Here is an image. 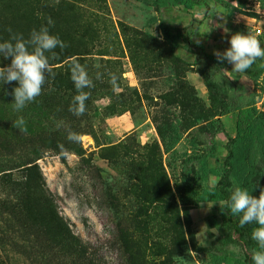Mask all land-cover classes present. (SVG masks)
Wrapping results in <instances>:
<instances>
[{
	"label": "rangeland",
	"instance_id": "rangeland-1",
	"mask_svg": "<svg viewBox=\"0 0 264 264\" xmlns=\"http://www.w3.org/2000/svg\"><path fill=\"white\" fill-rule=\"evenodd\" d=\"M197 6L185 11L154 10L150 0H0V42L9 39L8 28L27 38L43 24L67 45L55 49V58L46 53L55 75L22 110L14 109L11 94L18 82L0 83V264H127L122 237L136 264H208L221 251L227 253L221 264L239 258L237 247L217 249L206 233L203 218L216 214L219 202L183 210L178 201L181 161L204 149L189 121L214 106L198 72L202 62L180 39L166 45L159 24L173 33L198 21L188 37L213 54L229 47L233 26L246 21L227 16L221 6ZM74 58L95 85L84 89L90 97L79 117L69 111L77 94L69 70ZM219 63L256 92L255 105L264 110L260 79L253 83L227 61ZM8 64L10 58L0 56V67ZM110 73L118 77L117 87ZM21 117L26 131L13 127ZM59 121L65 126L57 128ZM220 121L232 134L231 115ZM68 128L78 142L66 138ZM210 142L221 161L224 134ZM183 212L194 246L182 234Z\"/></svg>",
	"mask_w": 264,
	"mask_h": 264
},
{
	"label": "trees",
	"instance_id": "trees-1",
	"mask_svg": "<svg viewBox=\"0 0 264 264\" xmlns=\"http://www.w3.org/2000/svg\"><path fill=\"white\" fill-rule=\"evenodd\" d=\"M225 9L227 16H231L244 7L247 0H212ZM234 1L236 6L231 2ZM154 10L169 8L191 9L197 4H204V0H150ZM199 22L196 21L191 28L174 30L173 33L164 25L159 24L163 41L170 48L177 45L180 39L184 46L191 49L202 62L198 72L203 79L208 96L212 100L213 109L199 111L189 121L188 127L199 143L204 146L200 154L185 156L180 165V183L178 185V201L183 210L197 208L205 202H222L227 199L229 189L232 188L233 179L236 183L250 190L253 196H259L261 187H264V110L256 107V92L253 89L242 87L237 81L230 78L221 68L219 61L211 53L204 50L201 43L191 42L189 34L196 31ZM250 33L243 24L233 26V33ZM251 34V33H250ZM256 37V36H255ZM258 38V37H256ZM259 39V38H258ZM257 61L251 69L241 72L249 81L256 82L263 67ZM219 73V79L215 74ZM230 114L234 120L233 133L228 134L220 117ZM218 132L225 136L223 144L225 155L220 161L215 157V146L210 139ZM162 135V134H160ZM166 147V145H163ZM213 159L210 166L208 159ZM216 177L214 184L208 182V177ZM184 231L178 228V233L187 235L190 246H194V239L189 233V219L183 212ZM177 221V219H176ZM208 237H213L217 249L226 245L238 248L240 255L234 264H253L251 250L256 248V242L251 239V231L255 224L241 227L238 218L221 210L220 205L216 214H207L203 218ZM180 230V231H179ZM212 230L215 231V235ZM127 258V264H136L133 255L128 249L127 242L122 237ZM208 264H221L227 258V253L221 251V256L213 255Z\"/></svg>",
	"mask_w": 264,
	"mask_h": 264
},
{
	"label": "clouds",
	"instance_id": "clouds-1",
	"mask_svg": "<svg viewBox=\"0 0 264 264\" xmlns=\"http://www.w3.org/2000/svg\"><path fill=\"white\" fill-rule=\"evenodd\" d=\"M56 3H59V0H56ZM53 23L49 17L47 25ZM224 30L228 31L226 28ZM7 31L9 39L0 42V56L5 60L10 58V64L0 67V83L18 82L11 94L14 98V109L20 111L41 95L47 77L55 75L46 53H50L51 57L55 58L57 55L55 49L63 50L67 45L58 36L51 34L49 28L43 24L39 29L33 28L27 38L22 34L14 33L11 28ZM228 43L229 47L222 52L214 50L213 54L219 62L227 61L232 65V70L238 73L251 69L257 61H261L259 66L264 67V47L254 35L236 32L228 37ZM69 70L70 79L77 92L72 98L69 111L79 117L85 114L86 101L90 97V93L84 89L93 88L95 85L78 58L70 61ZM109 76L110 84L117 87L118 77L114 73H110ZM215 76L219 79L220 74L216 73ZM96 79H101L100 73H97ZM12 124L13 127L26 131L22 117ZM56 126L59 128L65 125L63 121H59ZM66 138L74 143L79 141V135L70 128L67 129ZM233 185L229 189L227 199L219 202V205L222 211L227 209L230 215L238 218L241 227L256 225L251 231V239L257 245L251 250V260L253 264H264V187H261L257 197L251 195L248 188L239 186L234 179Z\"/></svg>",
	"mask_w": 264,
	"mask_h": 264
},
{
	"label": "built area",
	"instance_id": "built-area-1",
	"mask_svg": "<svg viewBox=\"0 0 264 264\" xmlns=\"http://www.w3.org/2000/svg\"><path fill=\"white\" fill-rule=\"evenodd\" d=\"M234 6L236 3L231 2ZM239 16L240 19L246 20L241 24L245 25L250 33L259 38L261 46L264 47V0H247L244 7L233 13V18ZM242 20H235L236 23ZM260 84L264 88V67L260 74Z\"/></svg>",
	"mask_w": 264,
	"mask_h": 264
},
{
	"label": "crops",
	"instance_id": "crops-1",
	"mask_svg": "<svg viewBox=\"0 0 264 264\" xmlns=\"http://www.w3.org/2000/svg\"><path fill=\"white\" fill-rule=\"evenodd\" d=\"M204 4L205 5H208V7L210 8H213V9H219V5L217 3H215L214 1L212 0H204ZM200 5V4H199ZM202 5V4H201ZM198 8L197 9H200V6H197ZM177 8V7H176ZM180 9V8H179ZM182 10H185V11H189V10H192L191 9H182ZM198 15L195 14V17H197ZM201 24V23H200ZM202 45H203V42H202ZM215 56V55H214ZM247 89H250V88H247ZM205 203H212V202H205Z\"/></svg>",
	"mask_w": 264,
	"mask_h": 264
}]
</instances>
